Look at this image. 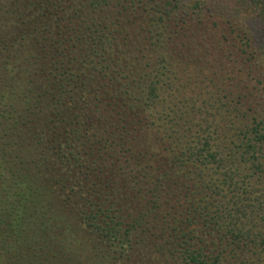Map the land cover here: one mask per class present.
<instances>
[{
    "label": "trees",
    "instance_id": "obj_1",
    "mask_svg": "<svg viewBox=\"0 0 264 264\" xmlns=\"http://www.w3.org/2000/svg\"><path fill=\"white\" fill-rule=\"evenodd\" d=\"M0 264H264V0H0Z\"/></svg>",
    "mask_w": 264,
    "mask_h": 264
}]
</instances>
